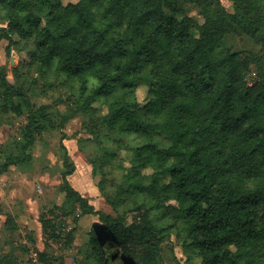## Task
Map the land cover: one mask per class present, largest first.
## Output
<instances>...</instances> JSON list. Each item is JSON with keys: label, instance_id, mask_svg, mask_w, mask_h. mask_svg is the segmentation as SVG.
<instances>
[{"label": "trees", "instance_id": "16d2710c", "mask_svg": "<svg viewBox=\"0 0 264 264\" xmlns=\"http://www.w3.org/2000/svg\"><path fill=\"white\" fill-rule=\"evenodd\" d=\"M191 1L202 24L175 0H0L7 54L25 51L45 85L55 79L74 87L70 115L89 114L87 132L141 140L118 184L120 194L143 197L133 206L142 211L137 227H124L120 215L95 210L75 191L65 156L63 200L52 210L98 217L84 237L87 264H162L169 227L150 221L154 204L181 223L199 258L193 264H264V0H227L231 11L220 0ZM225 36L249 49L225 46ZM248 73L255 74L250 82ZM138 86L147 88L143 105ZM96 103L104 114L96 116ZM45 107L0 72V111L25 113L22 142L14 141L0 173L30 165L35 136L55 128ZM90 164L103 181L101 165ZM111 205L116 212L123 204ZM0 264L16 263L9 254Z\"/></svg>", "mask_w": 264, "mask_h": 264}, {"label": "rangeland", "instance_id": "374dc122", "mask_svg": "<svg viewBox=\"0 0 264 264\" xmlns=\"http://www.w3.org/2000/svg\"><path fill=\"white\" fill-rule=\"evenodd\" d=\"M76 2L62 0L64 5ZM175 2L185 15L199 24L203 23L191 0ZM220 2L227 11H231L230 2ZM223 42L236 51L249 49V45L239 38L225 36ZM5 47L6 42L1 40L0 72H5L8 82L22 89L36 106H46L45 111L51 115L55 128L35 136L34 145L29 150L31 163L22 172L10 167L5 173H0V260L3 255L10 254L16 264H87L84 237L92 226L99 224L98 217L82 216L78 209L69 215L52 210L63 200L59 184L65 171V156L75 168L67 177L75 191L87 198L95 210L113 217L120 215L124 227H137L142 224V211L133 206L141 203L143 197L130 192L120 194L118 184L128 166V151L141 140L121 134L101 132L97 136L87 132L83 125L90 120L89 114L70 115L76 108V89L55 79L45 85L37 77L35 69L29 66L25 51L10 50L7 54ZM252 49L257 51L258 47L252 46ZM254 76V73H248L246 80L250 82ZM135 95L139 105L149 99L144 86L136 87ZM93 108L97 110L96 116L105 113V108L99 103ZM24 116L25 113L17 116L0 111V168L14 141L22 142ZM105 152H115L116 156H108ZM91 162L101 165L103 181L100 175H93ZM143 174L149 176L151 170H145ZM99 181H102L107 197L99 192ZM111 203L123 205L115 212ZM157 207L154 204L150 208V221L159 227H169V236L160 246L161 263H198L197 252L184 242L181 223L171 216H162ZM9 228H14L13 232L8 231Z\"/></svg>", "mask_w": 264, "mask_h": 264}]
</instances>
